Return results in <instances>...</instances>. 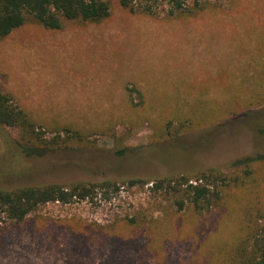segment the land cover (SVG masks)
<instances>
[{"label": "rangeland", "instance_id": "374dc122", "mask_svg": "<svg viewBox=\"0 0 264 264\" xmlns=\"http://www.w3.org/2000/svg\"><path fill=\"white\" fill-rule=\"evenodd\" d=\"M105 1L98 23L29 20L0 38V91L45 138L84 136L31 149L0 125V187L209 168L243 183L199 216L177 213L149 179L119 181L109 199L40 205L20 223L0 212V264H220L222 244L264 210V0H186L182 15H168V0L154 15ZM138 213L151 231H124L125 245L96 232Z\"/></svg>", "mask_w": 264, "mask_h": 264}, {"label": "trees", "instance_id": "16d2710c", "mask_svg": "<svg viewBox=\"0 0 264 264\" xmlns=\"http://www.w3.org/2000/svg\"><path fill=\"white\" fill-rule=\"evenodd\" d=\"M160 1L118 0V3L131 14L154 15ZM167 4L168 15L176 13L182 15L187 12L186 0H168ZM194 5L197 6L196 3ZM109 15L110 7L105 0H0V38L8 36L29 20H35L45 29L56 31L62 28L64 21L98 23L107 19ZM0 125L16 130L20 141L31 149H58L64 147L68 139L84 138L80 131L71 129L64 130L65 140L60 134L54 135L51 139L45 138L44 133L38 130L27 114L13 103L10 96L1 91ZM259 133L264 137V127L259 129ZM123 151L125 150L120 149L116 153L122 155ZM249 174L250 170L247 169L245 176ZM147 179L150 180L153 194L169 201L177 213L191 209L198 216L218 206L225 187L232 184L239 186L243 183L238 178H228L218 170L209 168L205 171L174 173L154 178L0 187V212L5 213L13 223H20L40 205L83 201L99 193L105 199H109L119 191L120 183L132 187L147 183ZM258 211L255 210L253 215L250 211L251 218L244 226L241 237L232 243L222 244V249L218 251L223 256L219 260L220 264H264V210H260L261 214ZM146 218L144 214L138 213L130 218L116 219L105 226L95 225L98 228L96 232L102 234L103 239L108 242H113L115 240L112 238H116L120 244L125 245L130 240L133 241L132 238L123 236L126 231L132 233L151 231Z\"/></svg>", "mask_w": 264, "mask_h": 264}]
</instances>
